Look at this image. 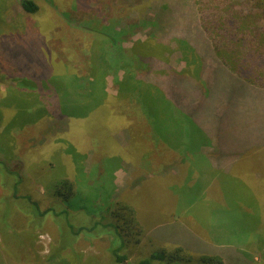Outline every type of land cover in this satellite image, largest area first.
Masks as SVG:
<instances>
[{"label": "rangeland", "instance_id": "1", "mask_svg": "<svg viewBox=\"0 0 264 264\" xmlns=\"http://www.w3.org/2000/svg\"><path fill=\"white\" fill-rule=\"evenodd\" d=\"M19 1L0 0V158L17 160L21 166L20 171L13 174L19 178L15 191L13 183L16 184L18 178L4 173L0 159V197L4 195L1 187L10 180L16 196H30L31 201L45 211L53 199L46 194L47 189H51L55 181L68 180L81 195L73 203L75 210L80 211L70 210V213L75 212L72 218L81 224L87 223L89 218L78 206L88 207L89 200L100 208L120 202L132 209L143 234L138 245L126 246L123 253L127 256L126 263L163 249L166 239L168 250L176 247L184 251L181 261L176 260L177 264H205L199 260L201 257H220L221 254L229 258L226 264H264L263 145L255 146L248 156L242 154L238 160L241 162L233 167L232 179L220 170L201 178L199 165L187 159V147L173 145L174 149L165 151L169 149H163L161 141L155 139L153 128L145 129L142 125L138 132L141 136L139 152L131 150L133 132L128 125L131 117L128 109L129 105L139 108L140 104L133 97L136 95L117 97L118 87L112 76L114 65L105 79L109 101L107 98L102 111L80 120L79 125H75L76 120L53 115L47 108L48 103L55 101L50 99L53 96L36 84L42 76L57 88L74 77L88 78L93 60L98 59L101 50H107L103 28L120 32L119 35L107 33L114 38L117 47L128 50L135 43L158 41L167 24L195 27L199 13L197 0H30L39 7L35 15L15 10ZM261 22L259 26L264 32V21ZM191 30L193 32L194 28ZM179 42L171 38L158 49V58L166 68L157 73L156 78L185 69V59L189 56L186 52L184 56ZM126 57L130 56L126 54ZM199 72L200 67L196 65L194 79L203 85ZM129 101L132 102L127 104ZM171 103L176 106L174 101ZM155 105L158 104H152ZM97 116L104 120L111 116L120 121L116 130L106 131L112 145L107 152L104 126L92 125L90 121ZM201 150L203 154L216 157L215 139L210 138ZM216 180L220 181L217 185ZM203 181L209 182L208 185L204 187ZM224 184L226 198L221 197L219 191ZM5 200L6 197L0 198V264H20L17 260L27 257V245L37 262L21 264H44L45 257L58 245L53 235L62 230L65 233V228L56 229L49 223L43 230L24 229L21 217L15 216L17 206L11 202L10 207ZM224 204L225 209L218 214L209 209ZM56 206L63 208L62 204ZM162 208H165V216L157 222ZM17 224L21 228L18 234L27 239L16 240L12 235L15 230L8 229L17 228ZM59 224L64 225L63 219H59ZM179 224L194 236L181 238L185 247L170 241L169 228L156 230L161 225L176 227ZM94 235L82 236L72 249L76 248L82 255V263L98 264L95 260L98 259L99 264H109L111 239H94ZM229 254L235 255L233 261ZM72 255L70 253V260L74 261ZM223 255L220 258L224 260Z\"/></svg>", "mask_w": 264, "mask_h": 264}, {"label": "trees", "instance_id": "2", "mask_svg": "<svg viewBox=\"0 0 264 264\" xmlns=\"http://www.w3.org/2000/svg\"><path fill=\"white\" fill-rule=\"evenodd\" d=\"M197 3L199 4L198 21L193 27V32L189 24L186 28L167 24L162 38L158 41L135 43L128 50L121 46L117 47L114 38L107 33L119 35L120 32H116L113 28H103L104 32L106 31L102 35L107 39L105 42L107 50H101L98 59L93 60L88 78L74 77L71 82L61 83L62 86L59 88L51 81L49 84V79L45 81L43 76L36 83L40 88L44 87L42 90L47 91V94L51 93L53 97L50 99L55 100L48 103V110L55 116L76 120L78 124L75 125L81 124L80 120L91 117L95 112L102 111L108 98L105 79L114 65L112 76L114 84L118 87L117 97L136 95L133 97L140 104V109L147 114L146 117L152 118L156 123L158 118L163 116L165 121L162 120V124H167L169 121L170 114L164 112L170 108L174 109L171 103L174 101L177 109L174 110L179 114L176 116L174 111L176 119L173 124L179 125L180 135L182 133L188 135L190 143L192 141L198 143L194 141L198 137L195 134L204 136L200 144L214 136L217 140L218 153L216 158L211 159L212 163L207 162L206 166L210 168L213 164L215 168L222 169L224 174H229V180L232 179L233 167L237 162H241L238 160L242 154L246 153L245 156H248L251 148L264 146V32L259 26L261 21H264V0H197ZM38 9L39 7L30 0L19 1L15 8L28 15L37 14ZM171 38L180 41L184 48V56L186 57L185 52L189 56L185 59V69L178 74L156 78V74L166 68L158 58V49ZM126 54L130 56L129 59ZM196 65L200 67L199 73L203 85L194 79ZM75 90L82 92L78 94ZM154 103L158 105L152 106ZM136 107L138 106L129 105L132 109ZM155 107L158 111L151 114ZM182 117L188 124L185 132H182L181 128L185 124ZM100 118L90 121L92 125L104 126L103 137H105L106 131L110 132V125L108 121L106 124V119ZM157 129L161 135L165 133L162 127L159 126ZM137 138L141 139V136L138 135ZM1 164L6 170L4 172L6 175L18 178L13 175L20 171L21 166L17 160L1 159ZM18 181L19 178L15 180L16 184L13 183L15 191ZM11 186L9 180L8 185L1 187V192L4 193L1 197H6L5 201L10 207L11 202L17 206L14 208L15 216L21 217L24 229L43 230L49 223L56 229L65 228V233L62 230L61 233L53 235L58 245L45 257L44 264H88L82 263V255L76 251V248L72 249V246L76 247L82 236L90 237L92 234H95L94 239L99 237L111 239L109 264H153L154 262L177 264L176 260L182 259L183 249L175 247L168 250L169 245H167L139 261L126 263L127 256L123 254L126 246L138 245L143 233L135 222L132 209L120 202L100 208L94 206L95 202L88 199V207L78 206V208L84 211L93 224L90 225L89 221L81 224L77 219L72 218L75 212L70 213L71 209L80 211L75 210L77 207L73 203L76 202L74 199L77 196H81L74 190L72 182L68 180L53 182L51 189H47L46 192L53 199L45 211H41L38 203L31 201L30 196H16ZM241 187L243 190L240 189L246 193L245 187L243 185ZM225 189V184L223 187L220 185L221 197L224 198L227 197ZM247 190L249 191L248 187ZM57 203L62 204L63 208L57 207ZM224 206L225 204L219 209L214 207L209 209L215 210L218 214V211L225 209ZM59 219H63L64 225L59 224ZM17 226L8 229L15 230L12 235L16 240L25 238L18 234L21 228L20 224ZM64 236L67 238H63ZM117 243H121L120 246ZM25 251L27 257L17 260V263L37 262L36 255L30 251L28 245ZM70 253H73L74 261L70 260ZM229 256L233 261L235 255L229 254ZM220 257H201L199 260L205 264L230 262L228 257L223 255L224 260ZM64 258L67 259L63 260ZM95 260L98 264L101 262Z\"/></svg>", "mask_w": 264, "mask_h": 264}, {"label": "crops", "instance_id": "3", "mask_svg": "<svg viewBox=\"0 0 264 264\" xmlns=\"http://www.w3.org/2000/svg\"><path fill=\"white\" fill-rule=\"evenodd\" d=\"M176 74H178V72H176ZM173 108H174V106H173ZM174 109H176V106H175ZM174 109H172V108H170V110L163 109V110H166L164 113L165 114H170L171 117H170L169 121H167V119H166L167 124L166 123L162 124V120L165 121V119H164L163 116H160L158 118V120L156 122L157 124H156L154 122L155 120H153L152 118L146 117L147 114L143 110H141L140 107L139 108L136 107V109L129 108L128 111H131V113L129 114L131 117L129 118L130 121H129L128 125L131 127V130L133 132L131 140H130L131 144L133 143L132 145H130L131 150H133L135 152H139V146L141 144H140V141L138 140L137 136H138V132L140 131V127L143 125V127L145 129L153 128V130L156 133V135H155L156 138L155 139L158 140V141H161V144L164 145L163 149H169V150H165V151L170 152L171 148L173 147V145H174V147L180 146V144L185 145V149L187 147V151H188L187 154H189L187 159H188V161L190 163H194V165H199L197 167L200 168V172L199 173L201 174V178L202 177L204 178V175H206V176H210L211 175L212 176V174H214V172L216 174V172H217L216 170H220V171H222V174H224L222 169L215 168V166H213V164L210 165L211 166L210 168H207L206 163L207 162L208 163H212V162L209 161V158H208L209 155L207 153L203 154V151L201 150V148L205 147L206 144L208 143V141H207L205 143H201L200 144V140L204 136H199V134H195L198 137L196 136L197 139H194V141L198 142V143H194L193 141L190 143V141L188 139L189 138L188 135H186L185 133L184 134L182 133V135H180L179 129H178L179 125L177 124V126H176L175 124H173L174 120L176 119L174 117V111H175ZM139 111H143L145 115H142V113H140ZM152 111L153 112H151V114H154V113H156V111H158V108L155 107V109L153 108ZM175 114H176V116H178L179 113L175 111ZM106 120L109 122V124H108V122H106V124L110 125L109 126L110 127V132L116 130L117 127L120 126V124H118L120 122L118 120V118H112L111 116H109V117L106 116ZM143 120H146V122H143ZM138 123H141V124H138ZM143 123H145V124H143ZM159 126L162 127L165 130V133L163 135H161V133L157 129V128H159ZM187 127H188L187 123L182 125L181 126L182 132L183 131L185 132ZM107 132H108V130H107ZM210 138H214L215 141H217L214 136L209 137V139ZM109 142H110V140H108L107 134L105 133L104 145H105V151L106 152H107L108 148L112 147V145L109 144ZM174 147H173V149H174ZM191 147H193L195 149L193 150ZM216 148H217V143H216ZM251 150H252V148H251ZM217 153H218V150H217ZM193 154H195V155H193ZM210 158L212 159L213 157H210ZM222 176L223 175H221L219 177V180H221ZM219 180L218 181L216 180V185L218 184V182H220ZM208 183L207 182L204 183V181H203V186L205 187L206 185H208ZM219 191H220V189H219ZM220 193H221V191H220ZM156 210L157 209L155 208L154 213H155ZM191 210H193V208ZM161 211H162L161 212V216H160V218H159V220L157 222H160L163 219V216H165L164 215L165 208H162ZM160 224H162V223H160ZM157 225H158V223H157ZM176 227L174 225L173 226H169V227H167L166 225H164V226L161 225L156 230H160L161 228L162 229L169 228L168 231H171V238H172L170 241L176 242L178 246L184 245V247H185V244L181 241V238H183V237L184 238H188L189 236L190 237H194V236L189 234V233H187L186 229L184 228V226L179 224V225H176ZM156 230H154V231H156ZM167 243L168 242L165 239L164 243L162 244V247H166ZM196 248H197V245H195V249ZM213 251H215V250H213ZM222 255H220V256H222Z\"/></svg>", "mask_w": 264, "mask_h": 264}]
</instances>
